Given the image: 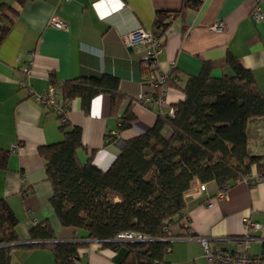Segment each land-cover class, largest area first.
<instances>
[{"label": "crops", "instance_id": "crops-1", "mask_svg": "<svg viewBox=\"0 0 264 264\" xmlns=\"http://www.w3.org/2000/svg\"><path fill=\"white\" fill-rule=\"evenodd\" d=\"M183 3L184 0H30L20 8L0 42V149L9 152L7 170L0 171V200L7 203L18 222L19 243H27L29 230L43 221L51 226L54 242H70L81 236V232L59 224L49 204L51 187L45 177L44 162L37 154L38 148L62 140L55 114L35 98L48 88L50 78L58 100H62L61 87L67 81L103 76L118 80L117 93L123 99L115 116L111 115L110 93L94 97L86 113L79 99L68 105V128L81 130L79 159H91L101 171L108 170L118 157L117 141L142 134L161 116L155 106L142 108L132 104L134 123L122 134L117 132L118 118L131 101L141 92L152 93L143 84L147 76L142 62L144 48L137 45L128 51L121 41L122 34L138 28L151 31L157 15L165 14L167 29L159 67L167 75H174L177 85L166 94L167 109L183 99L180 89L189 76L200 72L204 63L217 66L212 72L215 76L229 72L221 67L227 54L253 73L264 97L262 2L259 7L263 20L258 23L250 19L254 0H201L197 8L189 7L181 13ZM0 5L16 7V0H0ZM51 18L63 21L67 28L49 27ZM214 23H221L223 30L211 32L209 27ZM29 62L31 76L21 88V68ZM167 109L161 112L166 114ZM258 121L264 129L260 119L251 120L247 127L251 153L250 132L252 124ZM253 154L263 155L264 144ZM219 192L215 182L201 183L195 178L191 181L183 194L182 220L170 232L182 237L185 219L193 238L170 242L162 264H206L200 239H206L211 247L239 251L243 247L239 239L247 236L251 239L250 255L264 254V182L237 181L221 201L216 200ZM209 203L211 207H207ZM245 221L258 225V229ZM118 259L117 253L99 250L91 244L79 264H116ZM11 264L55 263L49 248H18L12 251Z\"/></svg>", "mask_w": 264, "mask_h": 264}, {"label": "trees", "instance_id": "trees-1", "mask_svg": "<svg viewBox=\"0 0 264 264\" xmlns=\"http://www.w3.org/2000/svg\"><path fill=\"white\" fill-rule=\"evenodd\" d=\"M28 1L16 0V7L0 5V42ZM199 4L200 0H184L180 12ZM164 15L158 14L154 24V28L162 27L163 35L167 29ZM216 67L204 63L197 75L188 77L179 88L183 99L173 106V117L157 116L142 134L120 139L119 155L106 171L95 167L91 159L80 161L79 128L59 125L62 140L38 148L37 154L51 187L49 204L62 227L81 232L78 239L95 242L99 250L117 253L116 264H155L162 262L170 248V242L159 239L166 236L165 228L179 226L185 208L183 194L194 178L215 182L222 189L254 172V176L264 174V154L250 152L247 135L251 120L264 121V97L253 73L233 55L227 54L221 63L229 72L215 76ZM173 80L170 75L167 85L177 88ZM61 90L67 107L79 99L85 113L94 97L110 93L111 115L115 116L123 99L117 93L118 80L110 76L73 79L63 83ZM133 101L118 118V134L135 121ZM8 159L9 152L0 149V171L7 170ZM17 225L7 203L0 200V264H11V252L18 248H49L55 264H79L92 244L54 242L51 226L43 221L29 230L28 244L20 245ZM125 233L149 240H117Z\"/></svg>", "mask_w": 264, "mask_h": 264}, {"label": "built area", "instance_id": "built-area-1", "mask_svg": "<svg viewBox=\"0 0 264 264\" xmlns=\"http://www.w3.org/2000/svg\"><path fill=\"white\" fill-rule=\"evenodd\" d=\"M70 1V0H65ZM201 1V0H200ZM263 0H254V6L250 13V19L255 23L261 22L263 20V14L259 7V4ZM47 25L57 30H65L67 28L66 23L63 21L51 18ZM211 32L219 33L223 30V26L221 23H214L209 27ZM121 41L125 47L132 48L137 45H141L144 50V57H143V64L148 71V74L143 80V84H146L151 90L152 93L144 94L141 92L136 99L133 101V105L148 108L150 106H155L160 110L161 116L173 117L174 116V109L168 108L167 109V101H166V94L171 87L167 85L169 75L164 73L159 67L158 58L163 52L164 47V40H163V31L162 27L157 26L151 31H145L143 29H136L134 31H130L121 35ZM31 62L27 64V66L21 68L22 77L19 81L18 85L21 88L26 86V82H28L31 76ZM175 83L176 81L173 80ZM29 89V88H28ZM36 100L40 103L42 107L51 111L56 114L57 122L59 125H64L67 123V114H68V107L62 101L58 100L55 94V87L50 84L48 88L43 91L41 94L35 96ZM166 108V114L162 113L161 111ZM118 146L120 147L119 141H117ZM15 149H17L15 147ZM239 181L254 184L257 182H264V174L260 176L249 175ZM227 187L220 189V192L216 195V200L221 201L226 198L227 194ZM212 204H207V207H211ZM247 225H249L253 229H258V225H253L248 221H245ZM183 233L182 237H177L171 235L170 229L165 228L164 232L166 236L164 238H160L159 241L162 242H172L174 240L179 239H188L193 238L191 236V229L188 224L187 220H183ZM117 240L120 241H137V242H147L149 239L141 234L138 233H125L121 234L117 237ZM243 247L239 251H227L216 246L211 247L209 242L206 239L198 240L199 246L202 250V255L206 261V264H264V254L259 256H252L249 253V244L250 238L243 237L239 239ZM72 241L76 242H90L95 243L93 241H82L79 240L78 237H74ZM28 244L27 243H19ZM30 244V243H29ZM32 244V242H31ZM155 264H162L160 261L155 262Z\"/></svg>", "mask_w": 264, "mask_h": 264}, {"label": "rangeland", "instance_id": "rangeland-1", "mask_svg": "<svg viewBox=\"0 0 264 264\" xmlns=\"http://www.w3.org/2000/svg\"><path fill=\"white\" fill-rule=\"evenodd\" d=\"M263 3H264V0L262 1L261 7H263L264 5ZM262 10L264 11L263 8ZM259 122L260 121L252 124L251 132H250V149L253 153L255 151L257 152L264 144L263 124ZM11 255H12V252H11Z\"/></svg>", "mask_w": 264, "mask_h": 264}, {"label": "water", "instance_id": "water-1", "mask_svg": "<svg viewBox=\"0 0 264 264\" xmlns=\"http://www.w3.org/2000/svg\"><path fill=\"white\" fill-rule=\"evenodd\" d=\"M128 51H130V48L128 49Z\"/></svg>", "mask_w": 264, "mask_h": 264}]
</instances>
